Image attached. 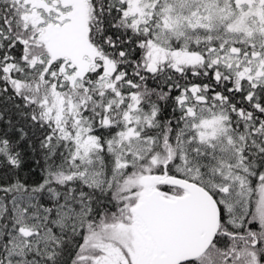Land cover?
<instances>
[{
  "label": "snow or ice",
  "instance_id": "snow-or-ice-1",
  "mask_svg": "<svg viewBox=\"0 0 264 264\" xmlns=\"http://www.w3.org/2000/svg\"><path fill=\"white\" fill-rule=\"evenodd\" d=\"M0 264H264V0H0Z\"/></svg>",
  "mask_w": 264,
  "mask_h": 264
}]
</instances>
